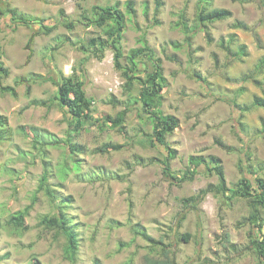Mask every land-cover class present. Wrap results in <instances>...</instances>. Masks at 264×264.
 I'll use <instances>...</instances> for the list:
<instances>
[{"label":"rangeland","instance_id":"374dc122","mask_svg":"<svg viewBox=\"0 0 264 264\" xmlns=\"http://www.w3.org/2000/svg\"><path fill=\"white\" fill-rule=\"evenodd\" d=\"M96 5H117L124 16L123 68L129 67V52L144 44L153 58L136 59V77L145 79L157 61L160 65L165 80L160 111L178 121L166 137L176 151L171 172L179 176L189 156L206 163L218 159L225 193L193 201L218 184L204 166L191 182L164 177L161 161L168 152L146 141L152 122L138 100L139 83L127 93L112 52L105 50L98 60L85 46L91 38L106 39L104 29L83 18ZM200 6L228 10L231 17L201 24ZM8 11L52 27L34 36L30 57L26 44L39 25L12 27ZM0 47V62L9 71L0 85L16 92L15 97L0 93L5 124L0 128V264H33V259L39 264H141L145 256L161 258L163 247L175 264H264L252 248L259 236L249 220L252 203L228 199L243 178L253 187L257 178L264 182V108L252 106L254 98L264 99V69L257 72L264 58V0H0ZM241 47L245 56L239 54ZM71 76L93 101V120L125 111L123 134L93 121L79 129L69 124L55 95L59 79ZM32 130L40 144L31 138ZM67 144L81 152L70 154ZM108 144L123 148L96 151ZM45 169L48 195L37 191ZM63 197L70 198L63 212L79 243L74 263L64 258V236L39 224L43 216L57 213ZM31 203L26 231L6 224ZM257 212L264 225V207ZM183 234L190 236L187 243Z\"/></svg>","mask_w":264,"mask_h":264},{"label":"trees","instance_id":"16d2710c","mask_svg":"<svg viewBox=\"0 0 264 264\" xmlns=\"http://www.w3.org/2000/svg\"><path fill=\"white\" fill-rule=\"evenodd\" d=\"M127 11L129 14L133 12V3L129 1L126 3ZM10 14V24L12 27L16 25H25L29 26L31 23L38 24L39 29L34 33L28 40L26 44V49L29 50L28 57L31 56L30 45L34 36L38 35L42 30L44 34H48L52 31V27H46L43 25L42 20L34 17H28L25 15L17 14L16 11H8ZM90 17L83 16L84 20L87 21L90 25L97 28L104 29V35L106 39L100 37L91 38L85 45L92 49V53L98 60H102L103 53L105 50H110L113 54V59L118 69L122 70V75L125 78V91L130 93L133 88V83L138 82L140 85L139 93V102L142 105V111L147 114L148 120L152 122V133L147 135L146 141L149 146L156 147L160 146L167 150L168 154L165 156L164 160L161 161L162 173L164 177H167L171 180H174L178 184L184 182H191L194 179V176L198 173V168L204 166L208 172L212 173L217 177L218 184L215 187H208L207 189L201 190L199 194L193 199L196 202H200L203 198L211 193H225L226 181L224 176L223 168L218 159L212 158L210 163H206L205 159L201 156H189L187 162V168L180 173L179 176L174 175L170 170V160L176 157V151L171 149L170 146L166 143V137L172 135L176 128L178 127V121L174 116L171 115H162L160 111L161 98L164 78L161 74L160 65L157 61L155 65V70L152 74L148 75L145 79H140L136 77V59L142 56H147L148 59L152 60L153 51L146 44L141 48L133 49L129 52L127 56L129 67L123 68L119 64V60L122 58V52L120 47V42L122 39V33L124 30V16L122 12L118 9L117 5L113 6H102L96 5L92 7V12ZM231 17V12L225 9H213L207 11L205 6H200L197 13V21L199 23H213L217 21L226 20ZM72 27V26H70ZM189 38V37H188ZM240 55L245 56V47H241ZM2 51L0 47V59L2 56ZM264 69V58H262L258 64L257 72L261 73ZM9 71L3 66L0 62V80L3 77H7ZM0 93H8L11 96L15 97L16 92L13 87L2 86L0 85ZM59 106L65 111V115L68 117L69 124L73 125L75 129H79L83 126L85 122L93 121L101 127L107 126L110 129H118L122 134L124 132L123 122L125 118V111L119 113L115 118L109 116L104 119H95L92 118L91 105L93 101L88 99L85 95L83 89V83L75 76L60 78L57 82V91L55 95ZM42 104V103H41ZM252 106L264 108V99L254 98ZM247 108L241 109V111H246ZM5 126L4 119L0 116V128ZM26 133V129H22ZM31 138L37 144H40V139L34 130ZM28 135V134H26ZM3 139L2 134L0 133V140ZM216 144L222 146L219 141H216ZM70 154L80 153L81 149L75 146H70L67 144ZM123 148L122 145L108 144L103 145L100 149H97V152L102 154L111 153L119 151ZM77 164V162H75ZM212 164V165H211ZM211 165V166H210ZM76 166V165H75ZM46 168V167H45ZM62 174L67 175V169L64 167L62 169ZM48 171L45 169L38 185V192H45L47 195L51 193L48 186ZM256 187H253L248 179L243 178L239 181V187L232 192L230 198L240 197L245 198L252 203L253 213L249 217V220L252 221L254 225L258 228L259 236L252 241V248L256 252L259 259L264 260V231H263V221L258 215V208L264 207V182L261 179L255 180ZM57 198V197H55ZM70 202V198L63 197L60 198V202L57 204L56 211L52 215L43 216L39 224L42 227L49 229H57L66 240V247L64 249V258L71 263H74L76 260V254L78 252L79 243L77 239V234L75 233L73 227L70 225L68 218L65 216L63 210ZM32 208V203L25 207L22 211L14 213L6 224L19 229L21 231L27 230L26 225V216L29 210ZM195 209V205L192 206ZM2 228V223L0 220V229ZM135 234L141 236L144 240L152 244H161V242H156L154 239L146 235L143 231H135ZM185 243L188 242L190 236L188 234L181 235ZM228 241V236L225 237ZM161 252V258H155L151 256H145L141 264H175L174 259L169 255V252L165 247H163ZM33 264H39L36 259H33Z\"/></svg>","mask_w":264,"mask_h":264}]
</instances>
